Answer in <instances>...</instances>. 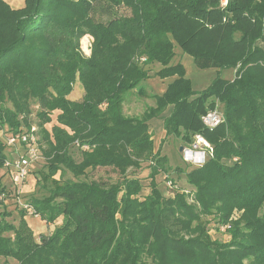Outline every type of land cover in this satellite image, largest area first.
I'll return each mask as SVG.
<instances>
[{
  "label": "trees",
  "instance_id": "1",
  "mask_svg": "<svg viewBox=\"0 0 264 264\" xmlns=\"http://www.w3.org/2000/svg\"><path fill=\"white\" fill-rule=\"evenodd\" d=\"M176 46L198 71H216L202 92L174 63ZM157 65L155 76L172 81L149 96L144 84ZM229 70L232 80L222 76ZM77 84L82 97L72 100ZM132 94L156 105L128 116ZM216 107L223 122L210 129L202 118ZM34 118L52 187L24 204L54 229L36 237L18 203L17 223L0 220V258L264 264V0H25L19 9L0 0V171L14 158L6 137L31 131ZM158 118L166 138L191 146L201 135L213 148L204 165L176 169L191 188L170 197L159 184L175 185L169 159L151 132ZM100 169L118 179L92 177Z\"/></svg>",
  "mask_w": 264,
  "mask_h": 264
},
{
  "label": "rangeland",
  "instance_id": "2",
  "mask_svg": "<svg viewBox=\"0 0 264 264\" xmlns=\"http://www.w3.org/2000/svg\"><path fill=\"white\" fill-rule=\"evenodd\" d=\"M5 1L11 8L19 9L23 8L25 6V0H3ZM225 4V3H224ZM85 40H87V44L85 45ZM91 43L92 39L90 36H85L81 39V51L82 53L89 57L91 54ZM176 52V58L174 63L181 62L185 66V69L187 71V77L192 81L194 89L198 92H202L205 90L210 82L215 78L216 71L215 70H208V71H198L196 69V66L194 65V61L191 57L183 55L182 51L179 49L178 46H176L175 49ZM161 69L160 66H155L151 68L150 76L151 78L145 82L144 87L149 94V96L154 95H160L162 94L165 89L167 88V85L172 81V79L167 80H161L160 78L156 77V73ZM222 76L225 79L232 80L235 77V71L229 70L222 73ZM75 91L74 95H71L72 100H79L81 97V86L80 84H77L74 88ZM156 105L155 100L150 98H140L136 96L135 94H132L129 96L128 101L125 104V113L128 116L132 117H138L141 116L147 109L150 107H154ZM214 110H218L222 115V111L219 107H216ZM170 111V110H169ZM169 111L164 114V116L169 115ZM163 116V117H164ZM34 122L31 126V128H35L36 132L39 130V127L37 125V118H34ZM151 125V132L153 134V139L155 142V150L158 151V149L161 147V154L165 155L169 159L168 166L170 167V171L168 172V177L175 181V185L172 186L169 182H164V179L162 177L159 178V184L160 189L162 192L167 196H172V191H189L191 187H189L186 184V179L184 175H181V178H179V174L176 169H184V168H192L191 163H187L184 158L183 154L180 153V148L183 145H185L186 148H189L190 145L186 143H182V141L174 136H170L166 138V133L164 131V121L163 118L154 119L150 122ZM48 128L49 125H46ZM0 137L2 135L0 134ZM5 137V136H3ZM39 139V137H38ZM194 140L192 138L191 143L193 144ZM8 153H12L13 149L9 148L7 149ZM14 153V152H13ZM146 166V164H144ZM49 168L46 164V161L44 159L43 151L41 149V157L40 160L33 164L31 166V175L29 178L25 181V183L18 188V190L15 189L14 186H12L9 175L4 176L3 172L4 170L0 171V182L4 184L7 194H9V200L5 202V205H0V220L5 219L8 222L11 223H17L19 220V213L16 209L18 203H24L26 199H29L31 197H44L45 195H48L49 188L52 187V182H46L44 180V176L48 173ZM138 176L146 177L149 174V171L147 168H144V170L138 171ZM3 175V176H2ZM60 175H55L53 178L59 180ZM92 177L98 179L100 177H104V179H110V180H117L118 175L114 172L106 171V170H97L95 173L92 174ZM2 179V181H1ZM54 183V182H53ZM2 184V186H3ZM55 184V183H54ZM145 185H148V182L144 183ZM3 186V187H4ZM173 188H172V187ZM173 189V190H171ZM149 190L146 187L143 195H148ZM2 199H4L2 197ZM3 215V216H2ZM27 217L29 218V222H33L34 216H31L28 214ZM40 219V217L38 218ZM54 225L49 228L48 233L50 232V229L53 228ZM224 231H212L211 234L214 239L219 241H226L229 237L227 235L223 234ZM36 237H39L40 232L36 231L34 232ZM0 264H17L16 261L11 259H2L0 258Z\"/></svg>",
  "mask_w": 264,
  "mask_h": 264
},
{
  "label": "built area",
  "instance_id": "3",
  "mask_svg": "<svg viewBox=\"0 0 264 264\" xmlns=\"http://www.w3.org/2000/svg\"><path fill=\"white\" fill-rule=\"evenodd\" d=\"M202 121L206 127L215 129L223 122V115L218 110H213L203 116ZM5 140L8 147L13 149L11 155L14 158L6 161L3 170L10 172V182L18 190L28 179L31 166L40 160L41 150L38 135L36 129L33 128L25 133L9 135ZM182 154L187 163L199 167L213 156V148L205 138L196 135L193 144L189 148H184ZM19 205L28 211L29 215L39 218L30 205L24 203H19Z\"/></svg>",
  "mask_w": 264,
  "mask_h": 264
},
{
  "label": "crops",
  "instance_id": "4",
  "mask_svg": "<svg viewBox=\"0 0 264 264\" xmlns=\"http://www.w3.org/2000/svg\"><path fill=\"white\" fill-rule=\"evenodd\" d=\"M72 95H74V92L72 93ZM81 97H82V95H81ZM81 97H80V99H81ZM29 218H31V217H27L26 219H27V222H28L30 228L33 230V232L39 231L40 232L39 235L47 234L48 231H49L48 227L51 228V226H52L51 224H47L46 222L42 221L41 219H38L37 217H33L34 221L33 222H29ZM51 231H53V229H50V232Z\"/></svg>",
  "mask_w": 264,
  "mask_h": 264
},
{
  "label": "water",
  "instance_id": "5",
  "mask_svg": "<svg viewBox=\"0 0 264 264\" xmlns=\"http://www.w3.org/2000/svg\"><path fill=\"white\" fill-rule=\"evenodd\" d=\"M184 152V147H180V153Z\"/></svg>",
  "mask_w": 264,
  "mask_h": 264
},
{
  "label": "bare ground",
  "instance_id": "6",
  "mask_svg": "<svg viewBox=\"0 0 264 264\" xmlns=\"http://www.w3.org/2000/svg\"><path fill=\"white\" fill-rule=\"evenodd\" d=\"M84 43H85V45H86V44H87V40H85V42H84Z\"/></svg>",
  "mask_w": 264,
  "mask_h": 264
}]
</instances>
